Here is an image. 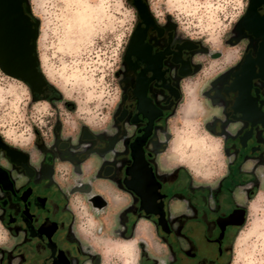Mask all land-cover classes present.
<instances>
[{
	"label": "clouds",
	"instance_id": "obj_1",
	"mask_svg": "<svg viewBox=\"0 0 264 264\" xmlns=\"http://www.w3.org/2000/svg\"><path fill=\"white\" fill-rule=\"evenodd\" d=\"M251 2L143 0L157 27L166 29L164 38L168 39L171 31L181 44H195L197 51L190 61L195 68L202 66L199 71L180 78V97L173 98L172 114L164 126L155 130L154 141L161 145L158 152L155 143L149 145L150 149L154 147L155 174L172 176L178 170L187 173L193 189L209 193L206 204L213 212L218 207L215 193L230 176L237 157L227 150L228 136L214 133L209 125L218 120L217 127L229 120L226 113L233 111L238 93L227 97L232 102L227 108L214 104L206 93L215 96L214 82L240 65L248 54L251 41L245 38L236 44L230 41L236 36L235 29L246 17ZM26 4L25 15L36 25L38 33L35 42L38 71L48 86L47 93L54 91L56 96L34 92L29 82L0 67L2 143L26 154L29 167L40 173L46 154L60 151L56 147L58 125L59 140L69 144L71 152L76 154H84L93 147L89 142H81L85 129L97 138L102 134L117 137L123 125L130 139L136 126L122 121L118 127L117 116L121 108L129 112L135 110L137 102L124 99L125 73L128 72L125 60L134 33L143 21L133 0H26ZM259 13L264 16V9H259ZM169 24L174 25V29L167 30ZM155 34L159 38L156 30ZM178 75L179 70L173 68L174 85ZM166 96V92L156 96L153 104L157 101L167 104ZM236 116L242 117L243 113ZM244 125L242 119H237L228 123L224 131L235 137ZM40 144L48 151H43ZM95 147L104 148V141H99ZM97 153L94 151L87 158H96L97 169L106 162L115 163L119 168L127 157L121 139L106 155L98 153L97 158ZM87 159L79 165L78 171L73 162L56 155L52 176L67 198L71 232L81 252L87 257H98L100 264H143L145 255L154 264H174L168 243L159 235L158 225L151 217L139 216L132 234L125 235L128 227L122 223V216L136 207V199L112 179L98 187L103 177L84 169ZM0 169L11 173L16 189L29 182L23 172L13 170L4 148L0 149ZM240 172L255 179L236 186L232 192L235 207L244 210L245 217L244 223L231 234L228 264H264V163L249 158L242 163ZM255 181L259 182L258 187ZM97 197L102 198L106 206H96ZM0 198H6L2 188ZM219 203L222 206L223 200ZM164 213V218L178 227L179 218L192 217L194 209L187 199H173L164 204ZM23 237V232L13 233L0 220V251L13 253L23 243ZM11 264H22L20 256L14 255ZM86 264L93 261L89 259Z\"/></svg>",
	"mask_w": 264,
	"mask_h": 264
},
{
	"label": "flooded vegetation",
	"instance_id": "obj_2",
	"mask_svg": "<svg viewBox=\"0 0 264 264\" xmlns=\"http://www.w3.org/2000/svg\"><path fill=\"white\" fill-rule=\"evenodd\" d=\"M133 3L138 7L143 21L134 33L125 60L128 72L125 73L124 99H135L137 102L135 110L131 112L121 108L117 126L120 127L122 121L134 124L135 133L128 139L121 125V135L107 137L102 134L97 138L85 129L81 142H89L93 147L84 154H76L71 152L69 144L59 140L58 125L56 147L60 151L46 154L40 173L29 167V157L26 154L7 148L0 140V149H5L13 170L23 172L29 178L27 184L16 189L10 178L11 173L0 169V188L6 192V198H0V210L3 211L0 220L13 233H24L23 243L13 253L0 251V256L3 257L0 264H11L14 255L20 256L22 264H86L89 259L93 264H100L98 257H87L81 252L79 243L71 232L72 217L67 211L68 201L52 179L55 174L53 167L58 155L61 159L73 162L79 171V165L94 151L104 156L114 149L120 139L128 153L124 154L127 157L122 161L121 167L117 168L115 163L106 162L97 169L96 158H93L87 159L84 169L90 174L103 177L98 187L112 179L135 197L136 207L133 206L122 216V223L128 227L125 235L132 234L139 216H149L158 225L159 235L168 243L175 258L174 264H228L231 234L237 230L238 225L244 223L245 217V211L235 207L232 192L236 186L255 179L244 176L240 167L249 158L259 159L264 163V16L259 13V9H264V0H252L246 17L235 29L236 36L230 41L232 44L239 43L244 38L249 43L251 41L244 61L214 82L215 96L211 92L206 93L214 104L224 105L226 108L232 104L227 97L238 93L233 111L226 113L229 120L217 127L218 120L209 125L214 133L228 136L227 150L237 157L231 166L230 176L215 193L218 201L215 212L207 208L206 198L209 193L203 189H193L187 173L182 174V170H178L172 176L156 175L155 165L152 163L154 147L149 148V145L155 143V150L158 152L161 149V145L154 141L155 130L164 126L168 116L172 114L173 98L178 100L180 97V78L193 74L202 67L195 68L190 61L197 46L190 42L181 44L176 41L170 31L175 26L171 24L167 29L170 31L169 38L165 39L166 29L157 27L143 0H133ZM23 5L26 11L25 3ZM133 57L136 59L133 60ZM204 59L206 64L208 60L206 57ZM173 68L179 70L175 85L171 77ZM233 78L234 82L230 83ZM48 90L47 87L43 93L49 94ZM164 92L167 93V104L159 101L153 104L156 96ZM49 95L56 96L54 91ZM236 113H243V116L237 117ZM237 119H242L245 125L232 137L224 129L228 123ZM99 141H104V148L95 147ZM39 146L43 151H48L43 144ZM255 183L258 187L259 182ZM173 199H187L194 209L192 217L179 218L178 227L164 218V204ZM221 200L222 206L219 203ZM94 204L98 207L106 206V202L100 197L94 199ZM143 264L154 262L145 255Z\"/></svg>",
	"mask_w": 264,
	"mask_h": 264
},
{
	"label": "water",
	"instance_id": "obj_3",
	"mask_svg": "<svg viewBox=\"0 0 264 264\" xmlns=\"http://www.w3.org/2000/svg\"><path fill=\"white\" fill-rule=\"evenodd\" d=\"M25 0H0V67L29 82L36 93L48 87L38 71L36 25L25 15Z\"/></svg>",
	"mask_w": 264,
	"mask_h": 264
},
{
	"label": "rangeland",
	"instance_id": "obj_4",
	"mask_svg": "<svg viewBox=\"0 0 264 264\" xmlns=\"http://www.w3.org/2000/svg\"><path fill=\"white\" fill-rule=\"evenodd\" d=\"M25 7H26V10H27V4H26V0H25ZM37 35H38V33L36 32V39H37ZM35 42H36V40H35ZM34 50H35V53H36V44H35V47H34ZM36 55V54H35ZM37 58V57H36ZM37 61H38V59H37ZM208 64V62L206 63V65ZM209 71L211 70V69H208ZM56 95V94H55ZM69 107H73V106H71V105H69Z\"/></svg>",
	"mask_w": 264,
	"mask_h": 264
}]
</instances>
